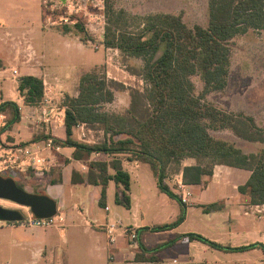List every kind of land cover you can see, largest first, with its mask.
<instances>
[{"label":"trees","instance_id":"obj_1","mask_svg":"<svg viewBox=\"0 0 264 264\" xmlns=\"http://www.w3.org/2000/svg\"><path fill=\"white\" fill-rule=\"evenodd\" d=\"M114 3L115 0H105L108 26L104 44L118 49L125 60H142L141 69L135 67L132 71L143 80V89L128 88L129 107L122 113H109L102 106L112 102L115 92L125 90V87L108 81L106 73H85L80 80L78 95H66L63 101L66 107L64 127L57 129L51 125L49 134L19 146L51 139L54 146L73 148V159L86 163L88 172L84 175L75 169L72 183L100 186L101 206L106 202L110 181L123 188L122 195L116 197L117 202L127 207L130 205L131 175L124 169L123 158L149 164L160 191L184 207L186 204L181 196L166 182L171 165L180 167L184 160L194 159L196 164L183 168L184 182L193 186L202 185L205 179L211 178L216 165L244 169L251 175L239 187L240 193L249 195L254 205H264V149L247 154L235 144L210 133V130H231L247 141L264 143V127H259L252 116L227 112L205 102L208 94L228 86L231 42L250 30H264V0H209L208 25L193 28L184 22L181 14L135 17L115 9ZM130 27L136 31H131ZM77 28L85 31L82 25ZM66 30L70 28L66 27ZM196 76L204 84L199 95H196L193 81ZM19 91L26 105L39 106L45 100L41 78L22 76ZM1 114L9 116L6 125L0 129V140L7 144L9 138L1 135L20 121L21 111L16 102L7 101L0 105ZM79 124L102 132L103 140L96 143L79 141L75 134ZM93 154L100 157L91 159ZM60 180L53 182L56 184ZM217 208V204H212L206 210L210 212ZM184 220L185 210L174 222L150 230H172ZM182 239L197 240L226 252L259 248L264 253L263 243L223 246L201 234L187 233L155 248H147L139 242L140 251L127 264H164L158 252Z\"/></svg>","mask_w":264,"mask_h":264},{"label":"crops","instance_id":"obj_2","mask_svg":"<svg viewBox=\"0 0 264 264\" xmlns=\"http://www.w3.org/2000/svg\"><path fill=\"white\" fill-rule=\"evenodd\" d=\"M1 5L3 7L0 8V43H3L4 47H0V105L7 101L16 102L21 111L20 121L13 124L1 136L11 139H8L9 144L17 145L21 143L22 139L18 140L14 131L20 127H27L31 122L30 119L35 118L32 116V112L42 111L38 115V120L43 121V125L41 132L34 133L31 141L36 137L49 134L51 125L57 129L64 127L65 107L59 112L53 106L55 100L60 101L64 95L62 89L64 84L59 77H51L50 67L46 63V51L49 39H61L69 34L62 30L54 31L56 28L54 26H45L46 14H44L43 0H6ZM76 39L80 41L79 38ZM68 47H70L69 44ZM15 71H17L16 74ZM26 75L43 80L45 100L39 106L26 105L20 94L19 80ZM48 84L51 85L52 89L48 90ZM13 88L16 91L15 95ZM68 95L76 97L78 91L74 95ZM58 113L60 116L57 119L55 116ZM8 118L9 116L6 114H1L0 125L5 126ZM81 129V126H77L75 129L79 141L96 143V141L90 142L88 139L82 138ZM88 131L90 129L85 127L86 134ZM42 145L44 148L59 152L60 155L64 156L62 173L58 179H50V185L47 189H36L35 191L32 188L35 192L31 193L47 194L58 202L56 222L52 227L57 228L61 237L65 238V246L56 241L53 233L42 232L40 228L24 226L20 222H12L14 229L10 231L3 230V227L0 228V264H127L132 262L140 251L139 247L130 244L128 236L124 234V229L128 227L136 229L138 243L141 242L147 248H155L187 233L201 234L223 246L242 247L254 243L264 244V213L259 214L257 212L264 211V205H254L249 195L239 191V187L250 178L251 172L247 170L216 165L213 176L205 179L202 185H189L192 197L185 206L184 222L172 230L155 232L150 229L174 222L181 213L166 209L169 197L159 188L161 202L156 201L151 193H148L149 189L146 190V194L144 193V202L134 194L132 178L134 172L139 177L137 170L140 167V161H129L127 158H123L124 169L131 175V189L128 192L130 196L129 207L117 202L116 197L122 195L123 188L114 181H110L107 187L106 202L101 206L102 188L100 186L74 185L72 183V174L75 169L84 175L88 172L86 163L73 159L74 149L54 146V144L52 148H48L46 141L42 140L31 144L30 150L41 148ZM242 150L245 152L244 149ZM98 157H100L99 154H93L91 159ZM186 161L189 163H185ZM183 163L178 178L184 181L183 168L194 165L196 162L194 159H186ZM60 178L61 180L54 184L53 181ZM168 185L177 193L174 187ZM114 192L115 203L119 210V212H115L118 220L110 222L108 217L112 211L111 196ZM96 204L106 212L105 218L96 209ZM212 204H217L218 208L207 212L206 208ZM143 208H155L157 211L151 212L155 213L159 220H154L155 222L151 224L145 222L140 224L143 219L140 217ZM125 211L131 212L133 219L131 224L123 227L122 215ZM16 224L21 225L15 228ZM112 224L120 226L117 242L113 245L109 242L107 235V226ZM185 226L189 229L186 231L189 232L183 231ZM104 237L108 241L105 242ZM257 251L262 252L261 249L256 248L241 253ZM238 253L240 252L217 250L197 240L186 241L182 239L158 252V256L164 264H188L190 262L251 263L250 259L246 260L239 256L234 260L230 256V254Z\"/></svg>","mask_w":264,"mask_h":264},{"label":"rangeland","instance_id":"obj_3","mask_svg":"<svg viewBox=\"0 0 264 264\" xmlns=\"http://www.w3.org/2000/svg\"><path fill=\"white\" fill-rule=\"evenodd\" d=\"M4 1L6 0H0V8L3 7L1 4H4ZM80 3L82 5H78L77 7L79 8H82L83 4L87 3V11L80 9L79 13L71 14L65 9H63L64 11L55 10L57 16L62 14L70 17L71 20L76 19L77 22L75 24L63 23L61 25H55L54 27L56 28H54V31L58 32L62 30L68 32L69 35L61 39H49L48 49L46 51V63L50 67L49 73L51 77H59L64 84L62 88L64 91V95L61 98L62 101L55 100L53 106L60 112L61 109L65 107L63 105L65 96L68 94L74 95L78 91L81 77L85 73L98 71L100 73H106L108 81H115L125 87V90L121 89L115 92V98L112 102L102 106L103 110L109 113H122L130 105V96L127 89H143L144 87V82L141 77L134 75L132 71V68L135 67L141 69L143 62L141 59L137 58L125 60L118 49H107L108 47L105 46L104 36L106 27L108 26L106 5L105 8L99 9L90 1L80 0ZM16 4L18 5V3ZM43 7L44 14H46L47 17L50 13H47L44 4ZM114 7L117 10H124L130 16L135 17H143L158 13L181 14L184 22L191 28L196 25L206 27L209 22V0H115ZM77 25H82L85 31H80ZM45 26L53 27L49 24H45ZM66 27H69L70 30L67 31ZM129 29L131 31H136L133 27ZM76 38H79L80 41ZM68 44L70 47H68ZM0 47H4L3 43H0ZM193 81L196 85V95L201 94L204 89L203 82L197 76L193 77ZM51 83H54V81H51ZM50 86L51 85L48 84V90L50 88L52 89ZM13 92L15 95L16 91L14 88ZM205 102L227 112L252 116L259 127H264V30H250L247 34L237 36L231 42V68L228 86L222 91H215L208 94L205 97ZM40 113H42L41 110L32 112V116H35V118L30 119L32 123L30 122L27 127H20V129L14 131L15 135H17V139H22V141H20L21 143L31 141L34 133L41 132L43 121L38 120V115H40ZM59 116L60 114L58 113L55 117L58 119ZM2 127L3 126L0 125V129ZM210 133L215 138L224 139L235 144L240 149H244L245 152H259L264 149V143L247 141L231 130H210ZM85 138L90 142H100L103 140V133L90 129ZM21 143L17 145L9 143L4 144L0 140V175L6 178H14L19 185H22L24 190L29 192H35L36 189H47L50 185V179H58L60 177L64 156L60 155L59 152L44 148L43 145L41 148L38 147L35 150H30L29 145L28 147H22L24 150L28 149L29 153L19 155L17 161H14V159H16L15 150L12 151L14 153L10 154L6 151L11 148L16 149L21 147L19 146ZM28 157L37 158L41 162L40 168H35L33 162L29 164V161H26ZM185 163H189V161ZM6 167L7 169H5ZM182 167L183 165L178 167V165L173 164L168 168L166 182L175 189L178 187L177 183L179 184L178 174H180ZM137 173L139 177H137L134 172L132 178L134 194L139 196L144 202V193L146 194V190L149 189L148 193H151V196L155 198L156 201L159 200V202H161L157 180L150 165L141 162ZM81 189L84 188L81 187ZM111 197L112 211L108 219L110 222H116L118 218L115 216V212H119V210L115 203V192ZM167 202L166 209H168V211H179V214L183 210L186 211V208L176 199L169 197ZM0 205L3 207L6 206L5 208L8 209L24 210L20 212L26 217L25 211L27 210L25 207L2 199L0 200ZM96 209L103 214L105 218L106 212L104 209L98 204H96ZM151 211L157 210H155V208L142 209L140 217H143V219L140 221V224H144V222L151 224L155 222L154 220H159L155 216V213ZM257 212L259 214L264 213V211ZM122 217L123 227L132 223L133 216L131 212L125 211ZM20 225L21 224H16L15 228L20 227ZM12 229L14 228L11 224L6 223L3 226V230L10 231ZM186 230H189L187 226L183 228V231L189 232ZM40 231L53 233L56 241L60 243V245H64L65 238L61 237L57 228H40ZM102 235L104 236V234ZM160 238L162 237L160 236ZM104 240L105 242L108 241L105 237ZM263 255L261 251L230 254L234 260L240 256L246 260L250 259L252 264H264Z\"/></svg>","mask_w":264,"mask_h":264},{"label":"built area","instance_id":"obj_4","mask_svg":"<svg viewBox=\"0 0 264 264\" xmlns=\"http://www.w3.org/2000/svg\"><path fill=\"white\" fill-rule=\"evenodd\" d=\"M85 1L92 2V4H95V6L99 9L105 8V0H92V1L91 0H85ZM43 4L47 10V13H50L46 17L45 24H47V25L49 24L51 26L61 25L63 23L75 24L77 22L76 19L71 20L70 17L62 15V14L57 16L56 15L57 10L65 9V10L69 11L71 14H77L80 12V9L87 11V8H88L87 3L83 4L82 8L77 7L78 5H82L80 3V0H66L65 2L62 0H43ZM77 8H79V9H77ZM16 72L17 71H15V74H16ZM78 126L82 127L81 137L85 138L87 135L85 133V127H87L86 124H79ZM46 146L48 148H52L53 147V140L49 139L48 141H46ZM13 150H15V155H16V159H14V161H17V158H19V155H21L23 153H25V154L29 153L28 149L24 150V148H22V147H19L16 149L11 148V149H8V151H6V152L8 154L14 153V152H12ZM26 161H29V164H32V162H33L35 168H37V169L40 168L39 166H40L41 162L37 158L28 157ZM5 169H7V167ZM177 186L178 187L176 190H178V192H179V193L177 192V194H179L181 196L184 203H188L192 197L189 185L186 184L183 180H179V184L177 183ZM26 210H27V211H25L26 219L24 221L20 222L24 226L34 227V228H49V227H52L55 225V222H56L55 217L39 219V218H36L32 214V212L30 211L29 208H26ZM6 223L14 225V223H12V222H6V221L0 220V228L3 227ZM119 228H120V226L116 225V224H112V225L107 226L108 239L112 245L117 242V236H118L117 233H118ZM124 234L126 236H128V239L132 245L139 247L138 233H137L136 229L128 227V228L124 229Z\"/></svg>","mask_w":264,"mask_h":264},{"label":"water","instance_id":"obj_5","mask_svg":"<svg viewBox=\"0 0 264 264\" xmlns=\"http://www.w3.org/2000/svg\"><path fill=\"white\" fill-rule=\"evenodd\" d=\"M66 1V0H62ZM0 199L8 200L21 207L29 208L39 219L52 218L58 213V202L47 194H35L21 188L14 178L0 175ZM26 219L19 210L0 205V220L22 222Z\"/></svg>","mask_w":264,"mask_h":264},{"label":"flooded vegetation","instance_id":"obj_6","mask_svg":"<svg viewBox=\"0 0 264 264\" xmlns=\"http://www.w3.org/2000/svg\"><path fill=\"white\" fill-rule=\"evenodd\" d=\"M19 185V184H18ZM21 188H22V185L20 184L19 185ZM1 200V199H0ZM3 200V199H2ZM8 201V200H7ZM6 207V206H5ZM10 209H13V208H10ZM15 210H17V209H15ZM19 211H24V210H19Z\"/></svg>","mask_w":264,"mask_h":264}]
</instances>
